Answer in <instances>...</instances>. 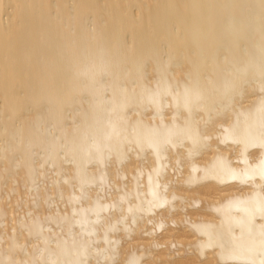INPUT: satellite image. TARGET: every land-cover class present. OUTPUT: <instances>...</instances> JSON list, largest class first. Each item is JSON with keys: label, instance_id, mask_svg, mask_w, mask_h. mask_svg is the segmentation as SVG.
<instances>
[{"label": "bare ground", "instance_id": "1", "mask_svg": "<svg viewBox=\"0 0 264 264\" xmlns=\"http://www.w3.org/2000/svg\"><path fill=\"white\" fill-rule=\"evenodd\" d=\"M201 258L264 264V0H0V264Z\"/></svg>", "mask_w": 264, "mask_h": 264}, {"label": "rangeland", "instance_id": "2", "mask_svg": "<svg viewBox=\"0 0 264 264\" xmlns=\"http://www.w3.org/2000/svg\"><path fill=\"white\" fill-rule=\"evenodd\" d=\"M180 169H181V168H179V170H180ZM176 172H177V171H176ZM180 176H181V175H179V176H177V177H180ZM175 178H176V177H175ZM175 178H174V180L177 179V178H176V179H175ZM124 179H126V178H124ZM177 180H178V179H177ZM176 183H177V182H176ZM176 183H175V185H176ZM45 184H46V183H45ZM177 185H178V183H177ZM106 188H107V190H108V186H107ZM111 192H112V191H111ZM107 194H108V193H107ZM107 194H106V195H107ZM108 195H109V194H108ZM195 206H197V205H195ZM198 206H200V205H198ZM198 206H197V207H198ZM197 207H194V208H197ZM172 209H173V210H172ZM172 209H171V214H170V216H174V217L176 216V219H175V220H177V216H179V217H178L179 219L177 220L178 222H181V221H179V220H180V218H182L181 216L184 217V214H183L184 212H185V213L189 212V214H191V215L193 214V213H192L193 211L191 210V209H193V208H191L190 206H189V207H186L187 211H186V209H185V210H183V209L181 210V209H180L181 213L183 212L182 215L178 212L179 210L177 211V210H174V208H172ZM195 210H196V209H195ZM110 211L112 212V210H110ZM155 211H156V210H155ZM176 211H177L178 213H177ZM156 212H158V211H156ZM154 214H155V213H154ZM152 215H153V214H152ZM170 216L168 217L169 220H170V218H172V217H170ZM183 219H184V218H183ZM169 220H166V221H169ZM166 221H165V222H166ZM178 222H177V224H175L176 222H173V223L171 222V223H170V221H169V223L167 222V224H165V225H163V226H161V227L156 228L157 230H154V231H153V230H151V231L148 230L147 232L145 231L143 234H141V237H143V238H141L142 241H140L141 239H139V241H140L141 243L144 241L145 243H144V242H143V243H144L145 246H147L148 244L151 245V246L148 245L149 247L152 248V249L150 248V250H149V252H152V253H150V254L148 253V254H149V259H150V260H152V259L150 258V256L153 255L152 258H153V260H155L157 263H158V261H159V263H160L161 261L163 262V261H165V260L168 261V262H170V263H173V262H177V260H178L179 258L182 257L183 253H185V249H186V248L183 247V245H181L182 247L179 248V246H180V244L178 245L179 241H180L181 239L184 240V241H185V240H187V241H188V240L191 241L193 238L190 240V238H191V237H190V234H187V233L189 232V231H188V228H186V225L184 226V224H185L186 222H185V223H181L185 228H183V226L180 225V223H178ZM186 224H187V223H186ZM175 225H176V226H175ZM148 226H149V224H148ZM167 226H168V227H167ZM169 229H171V230H169ZM183 229H184V230H183ZM173 231H174V232H173ZM182 231H184V232H182ZM187 231H188V232H187ZM149 232H150V233L152 232V236H150L151 234H150ZM159 232H160V233H159ZM185 232H186L185 236H181V235H182L183 233H185ZM145 233H147V234H145ZM153 234H155V235H153ZM169 235H170V236H169ZM167 236H168V237H167ZM171 236H173V237H171ZM180 236H181V237H180ZM178 237H180V239H179ZM184 237H186V238L184 239ZM187 237H189V239H188ZM144 238H145L146 240H145ZM178 239H179V241H178ZM124 240H125L124 242H120V244H121V245H120L121 248H122V246L125 248L124 245H126V243H128L129 241H130V242L128 243V245H130V246H131V244H134V243H135V244L140 243V242H138V240H137L136 242H135V241L133 242V239L131 240V238H128V240H127V238H125ZM182 240H181V241H182ZM154 241H155V242L157 241L156 243H158V241H159V243H160L161 245H160V244H159L158 246H157V245H153V244H156ZM171 241H172V242L174 241V242L172 243ZM184 241H183L184 244L187 243V242H184ZM189 241H188V242H189ZM125 242H126V243H125ZM131 242H132V243H131ZM147 242H150V243H147ZM161 242H162V243H161ZM124 243H125V244H124ZM152 243H153V244H152ZM164 243H166V244H165L166 246L164 245ZM171 243H172V244H171ZM168 244H169V245H168ZM174 244H175V245H174ZM185 245H186V244H185ZM164 246H165V247H164ZM167 246H169L170 248L167 247ZM140 247L142 248V246H140ZM140 247H139V248H140ZM157 247H158V248H157ZM141 248H140V249H141ZM166 248H168V249H166ZM174 248H176V249H174ZM181 248H182L183 250H182ZM147 249H148V248H147ZM165 249L168 250V251H166ZM178 249H179V250H178ZM187 249H188V248H187ZM163 250H164V251H163ZM172 250H173V252H172ZM181 250H182V251H181ZM165 251H166V252H165ZM174 251H175V253H174ZM168 252H169V253H168ZM186 252H187V253H186L187 255L184 254V255H183L184 258H181L182 260H184L185 257H188L189 260H190V257H191V256H192V258H193V255H192V254H193L194 252H192L191 249H190V250H189V249L186 250ZM188 252H191L192 254L189 255L190 253H188ZM153 253H155V254H153ZM156 253H157V255H156ZM163 253H164V254H163ZM167 253H168V254H167ZM173 253H174V255H173ZM178 253H179L180 255H181V253H182V255L179 257ZM162 254H163V255H162ZM164 255H165V256H164ZM172 255H173V256H172ZM156 256H157V259L155 258ZM162 256L165 257L166 259H165V258L163 259ZM167 256H168V257H172L171 259L174 260V261L171 262L170 258H168ZM174 256H175V257H174ZM189 256H190V257H189ZM173 257H174V258H173ZM176 257H177V258H176ZM178 257H179V258H178ZM205 257H206V256H205ZM205 257H202V258H203V260L206 261V258H208V257H206V258H205ZM209 257H210V256H209ZM154 258H155V259H154ZM161 258H162V259H161ZM202 258H201L200 260H199V259L197 260V261H199L201 264L203 263V262H202ZM143 259H144V258H143ZM176 259H177V260H176ZM181 259H179V261H180ZM175 260H176V261H175ZM193 260H194V259H192V261H193ZM197 261L193 262V264H195V263H196V264L199 263V262H197ZM162 262H161V263H162ZM200 263H199V264H200Z\"/></svg>", "mask_w": 264, "mask_h": 264}]
</instances>
